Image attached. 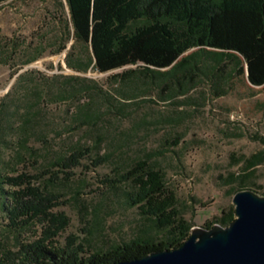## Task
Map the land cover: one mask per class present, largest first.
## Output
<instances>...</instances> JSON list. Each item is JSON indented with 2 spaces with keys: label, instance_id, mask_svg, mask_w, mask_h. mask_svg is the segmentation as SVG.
<instances>
[{
  "label": "rangeland",
  "instance_id": "1",
  "mask_svg": "<svg viewBox=\"0 0 264 264\" xmlns=\"http://www.w3.org/2000/svg\"><path fill=\"white\" fill-rule=\"evenodd\" d=\"M74 44L66 0L0 6V176L26 174L30 187L51 197L50 212L69 219L58 246L94 253L167 240L170 230L129 200L137 185L125 176L141 163L163 174L166 217L191 226L186 241L193 229L223 225L239 191L264 196V162L247 169L264 155V86L227 70L220 81L219 69L180 93L140 65L101 73L91 52ZM69 59L91 65L78 72ZM79 149L86 151L80 165L57 166ZM27 187L6 185L0 195V257L40 240L50 225L12 224L4 204Z\"/></svg>",
  "mask_w": 264,
  "mask_h": 264
},
{
  "label": "trees",
  "instance_id": "2",
  "mask_svg": "<svg viewBox=\"0 0 264 264\" xmlns=\"http://www.w3.org/2000/svg\"><path fill=\"white\" fill-rule=\"evenodd\" d=\"M8 1L0 0V6ZM66 1L75 40L73 49L80 46L89 50L93 57L91 64L101 73L140 65L145 73L154 74L153 79L158 74L164 81H174L180 93L202 74L212 72L216 77L219 69H222L220 81L225 79L227 70L230 76H245L253 86H264V0ZM68 64L78 72L87 71L91 65L82 67L71 59ZM85 152L76 150L57 166L65 169L78 166ZM263 162L264 155H256L248 161L247 169ZM129 177L136 179L137 185V190L129 194L130 202L140 206L159 227L170 230L167 240L156 243L139 239L108 252L94 253L74 243L60 247L55 238L68 227L69 219L50 212L55 206L51 197L30 187L32 178L26 174L4 179L0 176L2 196L8 194L6 185L12 188L28 185L10 193L11 203L4 204L13 225H28L36 218L50 223L43 238L22 244L17 253L0 257V264H117L179 248L186 242L191 226L166 217L170 204L163 202L166 188L163 174L141 163L126 174L125 178ZM234 215L229 213L221 226L233 222Z\"/></svg>",
  "mask_w": 264,
  "mask_h": 264
},
{
  "label": "water",
  "instance_id": "3",
  "mask_svg": "<svg viewBox=\"0 0 264 264\" xmlns=\"http://www.w3.org/2000/svg\"><path fill=\"white\" fill-rule=\"evenodd\" d=\"M233 203L236 219L230 226L193 229L175 250L117 264H264V196L242 190Z\"/></svg>",
  "mask_w": 264,
  "mask_h": 264
}]
</instances>
